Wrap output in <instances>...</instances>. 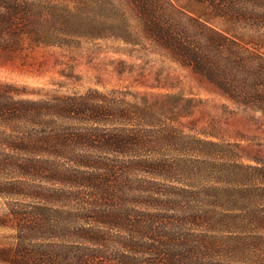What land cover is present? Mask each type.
<instances>
[{
    "label": "trees",
    "instance_id": "obj_1",
    "mask_svg": "<svg viewBox=\"0 0 264 264\" xmlns=\"http://www.w3.org/2000/svg\"><path fill=\"white\" fill-rule=\"evenodd\" d=\"M2 69L0 264H264V0H0Z\"/></svg>",
    "mask_w": 264,
    "mask_h": 264
},
{
    "label": "rangeland",
    "instance_id": "obj_2",
    "mask_svg": "<svg viewBox=\"0 0 264 264\" xmlns=\"http://www.w3.org/2000/svg\"><path fill=\"white\" fill-rule=\"evenodd\" d=\"M154 59L162 60L161 58H158L156 56H152ZM164 65L166 67H170L172 70V74L177 75L182 81L183 86L182 88L186 93H195L200 94L201 96H207L212 99H215L217 101L224 102L226 104L231 105V103L214 87L208 85L206 82H204L197 74H195L190 68L181 67L176 64H172L168 61H165ZM81 70H84L81 68ZM0 77L12 79L13 81L19 82V83H27L29 85H35L38 84L37 79L35 77H31L28 73L21 72L19 70H13L9 71L6 69L0 70ZM43 82V81H41ZM37 86V85H35ZM88 88H98V86L95 83V80H89L87 81L82 88H80L81 91H84ZM28 98H34L35 96H25Z\"/></svg>",
    "mask_w": 264,
    "mask_h": 264
}]
</instances>
